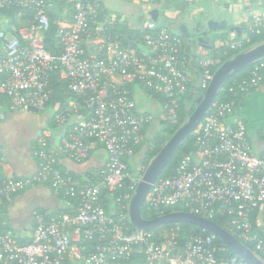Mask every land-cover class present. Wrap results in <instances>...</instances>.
Here are the masks:
<instances>
[{
	"label": "built area",
	"instance_id": "built-area-1",
	"mask_svg": "<svg viewBox=\"0 0 264 264\" xmlns=\"http://www.w3.org/2000/svg\"><path fill=\"white\" fill-rule=\"evenodd\" d=\"M138 1L164 8L168 0ZM60 6L66 7L69 23L62 26L61 52L54 55L43 45V31L48 12ZM6 7L15 14L12 19L0 15V98L8 101L0 100V119L29 106L38 112L53 107L48 86L57 70L78 98L52 109L54 121L64 126L59 151L81 162L95 144L106 158L95 181L78 178L60 168L49 145L50 131H41L33 148L35 175L19 179L0 174V204L37 181L73 202L75 212L34 210V225L23 239L0 220V264H66L70 253L80 264H119L135 257L142 264H237L211 232L192 234L179 245L180 227L174 225L164 240L156 241L153 231L134 227L128 216L131 196L151 160L141 161L135 150L144 146L145 129L154 117L136 109L126 86L138 84L151 97L160 94L163 117L178 123V101L193 86L187 70L191 62L180 54V35L147 19L138 43L150 50L145 52L136 43H122L118 21L102 12L101 0H0V8ZM245 12L240 38L231 32L222 42L231 49L248 32L264 34V9L256 12L248 3ZM26 17L24 27L12 25L13 19ZM87 39L90 49L84 44ZM193 60L199 68L194 90L203 92L223 61L208 52ZM262 82L264 61H257L245 75L233 77L228 90L244 95ZM234 108V101L212 102L197 127L195 150L182 155L171 176H158L151 183L144 203L159 216L175 206L208 219L225 216L233 236L264 254V152H253L241 119L228 121ZM3 162L0 157V173ZM252 214L261 218L256 227Z\"/></svg>",
	"mask_w": 264,
	"mask_h": 264
},
{
	"label": "crops",
	"instance_id": "crops-1",
	"mask_svg": "<svg viewBox=\"0 0 264 264\" xmlns=\"http://www.w3.org/2000/svg\"><path fill=\"white\" fill-rule=\"evenodd\" d=\"M186 2L184 10L179 11L174 0L168 1V6L162 8L159 5H148L141 3L138 0H101L102 12L107 16H114L118 21V29L120 31H127L135 33L140 28L142 23L151 19L149 11L152 9L158 10V19L162 16L161 24L167 25L168 21L177 18L183 11H187L191 18L199 16L204 13L206 18H213L215 20H226L228 27H239L240 34L236 30H223L220 34L215 33L211 38L210 43L212 48L218 47L222 44L224 35L229 37L231 32L236 36L242 35L244 25L247 21L245 7L248 3L256 11L261 12L264 9V0H183ZM61 18L60 25L64 26L69 23L67 17L66 7H57ZM166 18V19H164ZM29 17L24 19H13L12 25L16 28L24 27L27 24ZM159 24V23H158ZM171 29V28H170ZM175 33L176 30L172 29ZM84 44L90 49L91 45L89 39L84 40ZM183 54L191 62L187 68L190 75L192 85L196 87L199 78V68L193 62L197 56L203 53H210L211 49H205L199 46L196 51H193L190 46L188 50L183 47ZM130 94L136 104L138 111L149 112L153 115V121L145 129V136L152 137L161 127L160 120L164 116L162 102L149 96L138 84H129ZM54 107V106H53ZM50 107L45 113H50L52 116V109ZM13 113V114H12ZM14 112L6 113L4 119H0V157L3 159L1 170L2 176H12L14 178L32 179L35 175L37 165L36 158L33 153L35 139L37 135L43 131L45 120L44 114L42 123L38 127L35 134L29 137V131L22 133L20 137H16L12 131V127L18 122V116ZM9 114H12L9 116ZM46 115V114H45ZM241 119L246 125L249 143L251 149L256 154L264 152V82L252 88L244 95H241L237 104H235L233 114L228 118L229 122ZM156 120V121H155ZM64 130V126L57 125V128L50 131L49 145L58 154L59 166L66 172H71L82 179H90L94 177L95 173L103 165L106 154L105 151L98 145L93 144L89 150V154L85 160L77 162L72 158L62 154L60 148V136ZM31 138V139H30ZM139 156L134 158L138 161ZM29 198V200H28ZM40 209L48 214H73L75 212L73 202L56 195L49 185L37 181H31L22 190L17 192L11 201L0 204V220L4 225L17 234L20 238H25L27 232L34 225L33 211ZM257 224L261 222L260 216L255 218ZM75 245L77 243H74ZM81 260L73 253L67 257L66 264H80ZM119 264H142L139 258H134L129 261H124Z\"/></svg>",
	"mask_w": 264,
	"mask_h": 264
},
{
	"label": "water",
	"instance_id": "water-1",
	"mask_svg": "<svg viewBox=\"0 0 264 264\" xmlns=\"http://www.w3.org/2000/svg\"><path fill=\"white\" fill-rule=\"evenodd\" d=\"M149 15L151 19L157 20L158 10H150ZM167 26L176 30L193 51H196L199 46L205 49H212V44L210 43L211 38L215 33L220 34L226 28L230 31L236 30L238 35L240 34L239 27H228L226 20L206 18L204 13H200L199 16L191 18L187 11L181 12L177 18L174 17L169 20ZM137 47L139 50L145 52L150 51L142 44H138ZM262 57H264V42L240 51L233 57L223 61L214 71L206 90L203 92L195 90L196 105L194 109L151 158L143 172L140 182L131 196L128 205V216L134 227L151 230L166 223H190L216 235L239 255L246 264H264L250 248L211 219L182 210L172 211L153 219H145L141 215V208L144 205L151 183L161 174L181 142L197 129L210 105L215 100L217 92L222 87L224 81ZM27 109L34 112L38 111L33 106H29Z\"/></svg>",
	"mask_w": 264,
	"mask_h": 264
},
{
	"label": "trees",
	"instance_id": "trees-1",
	"mask_svg": "<svg viewBox=\"0 0 264 264\" xmlns=\"http://www.w3.org/2000/svg\"><path fill=\"white\" fill-rule=\"evenodd\" d=\"M169 1V0H168ZM168 1L165 4L164 8L168 6ZM176 2V7L179 9V11L184 10L186 7V2L183 0H174ZM15 14L14 8H0V15L5 16L8 19H12ZM69 18V17H68ZM166 19V18H164ZM61 18L59 15V10H52L48 12V27L43 31V45L44 47L50 51L54 55H58L61 52V44L59 40V33L62 30V26L60 25ZM158 24V23H157ZM160 26H166L165 24H158ZM118 25L116 26V30L119 34H122L121 41L123 44L127 43H136L138 45L139 43V36H140V29L135 33H129L127 31H120L118 28ZM170 28V27H168ZM115 30H113L112 33H117ZM179 34V33H178ZM180 35V34H179ZM183 40V47H186L188 50V44L185 41V39L180 36ZM237 38H240V36H237ZM261 42H264V34H256L253 32H248L246 38L242 39L240 46L237 49H231L224 44L212 48L210 54L212 55H219L222 59V61H225L226 59H229L233 57L236 53L249 49L252 46L259 44ZM183 47L180 51V54H183ZM225 51V53H224ZM257 61H264V57L256 60ZM194 62V60H193ZM253 62V63H255ZM252 63V64H253ZM251 64V65H252ZM238 71L236 74L228 78L224 81L222 87L218 90L217 96L215 98V101H234L235 104H237L240 94H236L232 91L228 90L229 83L233 77H240L247 73L249 67ZM127 89L130 90L129 84L126 86ZM48 90L50 92V98L51 103L54 106L53 108H58L62 103L70 100H76L78 99L77 96L70 92L67 89L66 81L59 78L58 71L55 70L49 78V86ZM195 94L196 91L194 90V86H191L189 90L183 94L179 101H178V108H177V114H178V123H173L169 119L163 117L160 120V129L152 136V137H145V144L144 146L138 147L135 151L139 156H141V161L148 162L162 147V145L168 140V138L175 132V130L186 120L187 116L191 113V111L194 109L196 103H195ZM153 97L160 102L164 101V98L160 94H154ZM0 100L2 103L6 104L8 101L5 97H1ZM80 100V99H79ZM46 112V111H44ZM46 114V115H45ZM44 114V120H45V126L42 130H54L57 128V123L54 121L52 116H49V114ZM146 131V130H145ZM198 130L196 129L194 132H192L190 135H188L180 144V146L177 148L175 153L171 156L169 159L167 165L159 175V177H168L171 176L174 173L175 167L178 164L179 159L182 157L183 154H188L190 152H193L195 150V137ZM64 171V170H63ZM71 173V172H70ZM73 174V173H72ZM75 175V174H73ZM76 176V175H75ZM78 178H81L79 176H76ZM92 181H95V178H90ZM117 193V192H115ZM109 201H111V198H108L105 207L109 210V205L107 204ZM180 208L174 207L172 209L166 210L165 213H168L172 210H178ZM141 215L145 219H153L159 216L158 213L154 212L150 208L147 207V205L144 203V205L141 208ZM214 222H216L221 227L225 228L226 230H230L228 224H227V217L225 216H214L211 218ZM252 221L253 225L256 227L257 223L255 221L254 215L252 214ZM174 225H179L180 231L178 233V243L179 245H182L185 240L192 234L200 233V234H209L210 232L207 230H204L196 225L190 224V223H166L161 224L153 229L151 231L155 234L156 241H162L165 239L166 233L169 230L170 227ZM264 238V232L261 234ZM216 240L218 242H222L221 239L216 237ZM244 245H246L248 248H250L263 262H264V254H261L254 250L253 246L242 242ZM228 247V246H227ZM82 255H84V250H82ZM228 255L236 260L237 264H246L239 255H237L231 248L228 247ZM138 258V257H135ZM134 259V258H132Z\"/></svg>",
	"mask_w": 264,
	"mask_h": 264
},
{
	"label": "rangeland",
	"instance_id": "rangeland-1",
	"mask_svg": "<svg viewBox=\"0 0 264 264\" xmlns=\"http://www.w3.org/2000/svg\"><path fill=\"white\" fill-rule=\"evenodd\" d=\"M162 22H164V20L162 21V16H161L158 19V23L161 24ZM221 39H223L222 42H225L228 39V37L222 35ZM17 112H18L17 113L18 122L12 127L13 133L15 134L16 137H20L22 133H26L27 131H29V137H31L33 134L36 133L38 127H40L42 123V117L45 112H40V111L34 112L26 109L18 110ZM14 113H16V111ZM12 114H9V116H11ZM47 114L50 113L47 112ZM135 169H136V165H132V170Z\"/></svg>",
	"mask_w": 264,
	"mask_h": 264
}]
</instances>
